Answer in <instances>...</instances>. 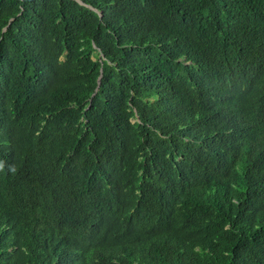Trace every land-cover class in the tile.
I'll use <instances>...</instances> for the list:
<instances>
[{"label":"trees","instance_id":"1","mask_svg":"<svg viewBox=\"0 0 264 264\" xmlns=\"http://www.w3.org/2000/svg\"><path fill=\"white\" fill-rule=\"evenodd\" d=\"M0 264H264V0H0Z\"/></svg>","mask_w":264,"mask_h":264}]
</instances>
